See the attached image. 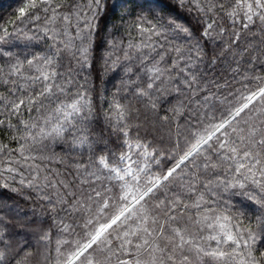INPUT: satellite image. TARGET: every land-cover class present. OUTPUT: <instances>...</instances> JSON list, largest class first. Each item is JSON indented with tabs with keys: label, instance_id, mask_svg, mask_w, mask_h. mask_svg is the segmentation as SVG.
<instances>
[{
	"label": "snow or ice",
	"instance_id": "obj_1",
	"mask_svg": "<svg viewBox=\"0 0 264 264\" xmlns=\"http://www.w3.org/2000/svg\"><path fill=\"white\" fill-rule=\"evenodd\" d=\"M0 188V264H264V0H23Z\"/></svg>",
	"mask_w": 264,
	"mask_h": 264
},
{
	"label": "trees",
	"instance_id": "obj_2",
	"mask_svg": "<svg viewBox=\"0 0 264 264\" xmlns=\"http://www.w3.org/2000/svg\"><path fill=\"white\" fill-rule=\"evenodd\" d=\"M23 0H0V23H2L10 15L15 14V10L20 7ZM111 85H109V89ZM11 197L14 200H18L22 205L28 207L31 202L20 199L16 194L9 192L8 190L0 188V199Z\"/></svg>",
	"mask_w": 264,
	"mask_h": 264
}]
</instances>
